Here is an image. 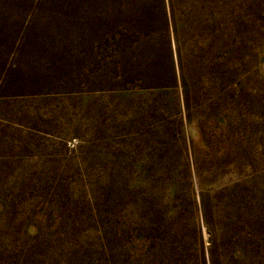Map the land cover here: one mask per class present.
<instances>
[{"label": "rangeland", "instance_id": "1", "mask_svg": "<svg viewBox=\"0 0 264 264\" xmlns=\"http://www.w3.org/2000/svg\"><path fill=\"white\" fill-rule=\"evenodd\" d=\"M0 264H264V0H0Z\"/></svg>", "mask_w": 264, "mask_h": 264}]
</instances>
